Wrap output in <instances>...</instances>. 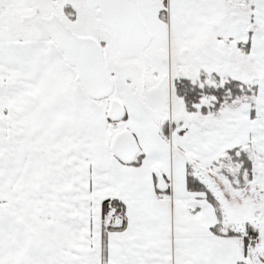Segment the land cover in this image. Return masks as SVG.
Here are the masks:
<instances>
[{
    "label": "snow or ice",
    "instance_id": "1",
    "mask_svg": "<svg viewBox=\"0 0 264 264\" xmlns=\"http://www.w3.org/2000/svg\"><path fill=\"white\" fill-rule=\"evenodd\" d=\"M0 264H264V0H0Z\"/></svg>",
    "mask_w": 264,
    "mask_h": 264
}]
</instances>
